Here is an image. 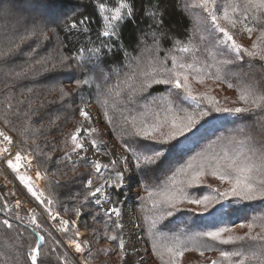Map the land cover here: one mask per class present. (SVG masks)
I'll return each mask as SVG.
<instances>
[{"label":"trees","instance_id":"obj_1","mask_svg":"<svg viewBox=\"0 0 264 264\" xmlns=\"http://www.w3.org/2000/svg\"><path fill=\"white\" fill-rule=\"evenodd\" d=\"M98 2L99 0L6 1L5 7L0 10V128L12 135L20 148L35 153L40 170L45 176L43 189L47 198L53 201L50 205L52 210L72 222L77 218L75 210L80 209L81 225L91 233V249L85 251L90 263L118 264V258L122 255L119 242L107 239L111 234L122 237L120 229L114 223L116 220L106 216L92 197L87 202L84 201V196L89 191L87 180H94L93 187L103 183V180L97 178L88 161L73 162L65 158L72 151L70 135L82 124L80 109L90 102L98 108L101 125L108 128L111 139L127 157V163L136 165L134 173L138 177V186H143V192L148 188L164 187L169 178L194 157L199 160L219 152L221 146L227 144L233 136L249 139L257 146L264 144V113L229 115L211 111L191 132L168 144L136 136L128 119L135 117L138 124L142 119L151 124L152 114L159 112L163 118L169 102L180 117L198 111L196 104L185 99L181 90L169 85L154 84L146 91H140L144 79L141 73L150 70V62L159 66L166 56L182 55L170 53L169 50L173 48L175 41L187 42L189 38L193 40L194 47L199 49L194 52L198 67L233 58L234 53L225 46L218 45L219 37L214 34L210 21L201 19L197 24L196 15L206 17V14L201 9L186 10L184 5L190 0H132L134 21L129 20L121 25L119 40L115 37L109 40L102 35L105 21L98 11ZM103 2L109 7L117 4V0ZM226 2L227 0H218L217 7L222 8ZM157 3L163 13L162 17L156 18L163 20L159 28L156 21L146 14V10L151 11ZM28 7L32 11H39L41 19L26 11ZM85 18L86 24L80 25L79 22ZM74 23L78 25L77 29L71 28ZM85 28L87 31L83 30ZM233 32L237 42L241 40L246 48H251L259 34L254 32L249 38L240 25ZM153 33L158 34V43H154ZM201 35L206 37L204 41L199 39ZM25 36L29 39L21 44L19 51L4 55ZM81 49H84L83 63L66 60L77 56ZM95 49L103 51L97 55ZM209 51L216 53V60L209 57ZM220 54L224 56L220 57ZM185 59L192 62L191 56ZM65 60L66 62H62ZM165 66L171 67L170 59L165 62ZM219 67L221 79L206 78L203 83L204 91L195 93L196 95L213 96L221 107H242L238 101L240 87L253 84L264 90V62L250 60L245 56L243 60L233 59V63ZM211 71L215 73L216 69L212 68ZM133 74L136 78L128 81L131 84L128 87L124 82ZM84 79L89 83L78 87L77 81ZM229 83L233 85L232 88L228 87ZM61 89L67 95H62ZM117 92L120 93L119 96L116 95ZM105 98L109 102L111 124L104 116L100 103ZM112 105H115L114 109ZM200 108L207 110V103L201 104ZM221 117L226 118L220 119ZM216 121L220 124H216ZM125 144L131 146L135 154L127 151ZM153 150H163L165 154L152 164L141 163L138 167L136 157L154 155ZM109 174V171L106 172L103 178L106 179ZM227 187V184L208 176L200 185L187 187L185 190L193 198H203L205 195L218 196L219 193L213 189L223 191ZM111 195L115 206H118L128 198V191L112 188ZM140 197L141 195L132 202V206L152 264H161L153 252L154 240L190 248L198 241L201 246L212 245L217 249L231 250L236 246L219 245L201 237L205 232L223 227L233 228L232 235H243L247 229L241 230L239 224L264 215V202L229 198L220 204H213L203 215L199 214L203 212L201 206L184 203L173 210L172 216L163 215L161 218L162 213L152 209L147 195ZM30 217L25 212L17 219L15 214L7 210L5 198L0 194V264H23L29 246L37 239L35 232L45 238L40 254L43 264H62L58 258L65 253L68 264H78L44 220L37 218L41 227L36 228L30 223ZM4 219L12 223L11 229L3 225ZM66 238H74L73 233ZM104 249L107 250L106 254L102 251ZM89 251L91 256L88 255ZM218 255V251H209L201 257L198 252L189 251L185 252L180 264H210V260L216 259Z\"/></svg>","mask_w":264,"mask_h":264},{"label":"snow or ice","instance_id":"obj_2","mask_svg":"<svg viewBox=\"0 0 264 264\" xmlns=\"http://www.w3.org/2000/svg\"><path fill=\"white\" fill-rule=\"evenodd\" d=\"M218 0H190L185 3V9H201L206 17H200L196 15V22L199 24L201 19L210 21L212 27L217 33L222 34V38L218 39V45L225 46L231 53H234L233 58L218 60L215 64H206L203 67H198L196 58L194 56L195 51H199L193 45V40L189 38L187 42L177 40L175 41L173 48L169 50L170 53H180L178 56L172 54L164 57L159 66H156L150 62V70L143 71L141 73L144 78L141 82L140 91H146L154 84L156 85H169L174 89L181 90L184 93V97L196 104L198 111L194 113H186L184 117H180L173 109L171 102H169L166 108V114L161 118L159 112L152 114L153 123L148 124L146 120L142 119L139 124L135 117L128 119V123L131 124L134 129V134L144 140H150L160 144H168L170 141L183 136L187 132H191L193 128L202 120L208 116L211 111L216 113H227L229 115L236 114H248L254 112L264 113V90L259 89L253 84H246L238 89V101L243 106L240 107H221L220 102L210 95H196L193 92V88L190 84V80H195L198 83L203 84L206 78H214L220 80L221 68L219 65H226L233 63L234 60H243L246 56L250 60H259L264 62V0H227L222 8L217 7ZM15 7V5H12ZM98 11L102 15L105 21L104 30L102 35L109 40L116 38L119 40V29L121 25L129 20L134 21V7L132 0H117L115 7H109L106 2L99 0ZM146 14L156 21V26L159 28L163 24L162 19H156L157 16L162 17L163 13L159 10V4L157 3L151 8V11L146 10ZM86 18L79 22L80 25H85ZM237 25L241 26V30L252 37L254 32H258L256 39L253 41L251 48H246L237 42L233 35V30ZM77 24H72V29H77ZM87 31V29H83ZM157 33H153L154 43H158ZM29 39L25 36L20 43L15 44L14 48H10L4 55H11L14 51H19L21 44ZM201 41H204L206 37L201 35L199 37ZM111 49L109 48V51ZM95 54L99 55L103 49H95ZM84 49H81L77 56L68 57L67 59L76 60L83 63L85 60ZM209 57L212 60H216V53L209 51ZM191 56L192 62H187L185 57ZM171 60V67H166L165 62ZM62 61V62H66ZM40 63V61H37ZM55 67V65H53ZM212 68L216 71L213 73ZM136 75L128 77L124 83L131 87L128 83L130 80H134ZM89 81L84 79L77 81V86L82 84H88ZM229 88H232L231 83L228 84ZM62 95H67L63 89L60 90ZM120 95L119 92L116 93ZM207 103V110L200 108V105ZM101 106L104 109V116L107 118L108 123H112V116L109 114V102L105 98L101 102ZM236 103V101H233ZM115 108V105H112ZM80 116L85 121H91V117L84 109H80ZM127 119V118H126ZM167 128V131L164 129ZM84 131L89 138L93 148L99 149V145L96 140L92 138L93 133L97 132L96 128H84L83 124L76 127L75 132L70 135V142L72 145V152H77L84 149L83 140L80 138L81 132ZM0 137L3 138L8 144L12 143L11 137L0 131ZM127 151H132L135 154V150L128 144L124 145ZM146 147V146H144ZM154 155L137 156V166L141 163L152 164L156 160L164 156L163 150H153ZM8 152V148L0 150V155ZM107 154V153H105ZM66 159H70V155H66ZM22 161H27V167H31V159L26 156H22L19 152L15 155L14 159H8V167L17 173V178L25 185L28 192L41 204L51 205L53 201L51 199H41L43 193H37L34 190V185L31 183L32 178L20 174L19 169L25 166ZM116 161H111V165L114 168ZM91 167L97 174V178L103 180L98 186L93 187L94 180H87L88 193L84 196V201L87 202L89 197L95 198V203H101V196L104 195L105 184L119 186L123 180V173L116 171L115 179L111 177L108 179L103 178V171L109 169L108 164H102L99 160L91 162ZM37 179L43 178L39 172L36 174ZM211 176L212 178L227 184L228 187L223 191L219 189H213L218 192V196L205 195L203 198H193L186 192L187 187L198 186L203 182L205 177ZM211 187V185H208ZM147 201L151 204L152 209L159 211L163 215L172 216L173 210L178 208V205L189 203L201 206L203 212L199 213L203 215L207 212L213 204H220L229 198H236L239 201H260L264 202V144L259 146L252 144L249 139H238L233 136L230 138L227 144L222 145L219 152L209 156H204L201 159L193 158L184 167L180 168L177 173L169 178V182L164 187L148 188ZM19 206V202H17ZM48 215L51 219L55 220L58 217V213L48 207ZM76 216L81 215L80 209L75 210ZM111 218L113 215L120 217L121 211L118 207H111L104 213ZM19 219V217H17ZM3 225L8 229L13 227L12 223L8 219L2 221ZM30 223L35 225L36 228H40L41 225L37 222L36 216L33 214L30 217ZM117 228L122 227L119 221H114ZM71 224V227H70ZM155 226V221H153ZM240 228H246L247 231L243 235H232L233 228L223 227L215 231H208L203 234L201 239L206 238L219 245H233L231 250H225L224 248L217 249L212 245H199L198 241L193 243V246H180L175 244H168L163 242H153V252L157 258L161 261V264H180L181 259L184 257L185 252L194 251L203 257L205 252L218 251L219 255L216 259H211L210 264H264V215L254 217L247 223L239 224ZM58 230L62 233L73 232L74 238H69L67 243L70 247L74 248V251L78 254H84L85 245L87 241L80 239V232L76 228L75 221H68L60 219L58 222ZM35 232V230H33ZM228 235H225V234ZM22 236L23 234L20 233ZM107 235V234H106ZM34 244L29 246L26 259L23 264H43L40 259L42 251V242L45 239L44 236L35 232ZM107 239L111 241H118V247L121 254L125 249V242L122 237L117 234H111L107 236ZM55 251V250H53ZM107 253V250H102ZM91 256V252L88 253ZM61 259L62 264H68L67 254H63ZM84 264H89L88 258L84 259Z\"/></svg>","mask_w":264,"mask_h":264},{"label":"rangeland","instance_id":"obj_3","mask_svg":"<svg viewBox=\"0 0 264 264\" xmlns=\"http://www.w3.org/2000/svg\"><path fill=\"white\" fill-rule=\"evenodd\" d=\"M6 1L7 0H0V10H2L5 7ZM26 11L35 14L34 15L35 18L41 19V15H40L41 13L39 11L37 10L32 11L31 7L26 8ZM213 32L216 36L222 38V34L217 33L214 28H213ZM234 33L235 32H233V35ZM238 43L243 45L241 43V40L240 41L238 40ZM222 56L224 55L220 54V57ZM190 83L193 88L194 94L195 93L200 94L201 93L200 91H204L203 84L198 83L195 80H190ZM83 108L90 115L91 121L90 122L85 121L82 117V124L84 125V128L97 129V132L93 133L92 138L96 140L97 144L100 147L99 149L93 148L91 143L89 142V138L86 136L85 132L82 131L80 134V138L83 140L84 149L79 150L78 153L71 151V153L69 154L70 160L73 162L88 161L89 163L99 160L102 164H108L109 169L103 171V175H105L106 172L108 171L110 172L108 176L106 175V179L111 177L114 180L116 171H120L123 173V180L120 182L119 186L105 184L104 195L101 196V203L96 204L94 202L95 198L92 197L93 202L98 207H100L102 211L105 213V211L115 206L111 195L112 188H116L120 190L126 189L128 191V198H126L118 206H115L118 207L121 211L120 217H116L115 215L112 216L116 221L118 220L119 223L122 225V227H120L119 229L121 231L122 238L125 242V249L123 254L118 258V264H152L151 255L148 253V249L144 247V239L140 234V227L136 219L137 216L132 206L133 205L132 202L135 199H137L139 195H141L140 198H143L145 195H147L146 192H143V186L140 187L138 186L140 184H137V182H139L138 177L136 176V173H134V167H136V165L133 164L134 165L133 166L127 163V157L123 153H121V151L117 148L114 141L111 139L108 128L101 125L99 119L100 112L98 108L91 102L88 105H85ZM226 117H221L220 119H225ZM215 123L218 124L219 122L216 121ZM113 160L117 162L114 168L111 165V161ZM42 175L45 179L43 173ZM190 208H194V207H190ZM15 217L17 218L18 216L15 215ZM77 220H79V217H77L74 221L76 222ZM81 229H82V239L84 241H87V244L90 246L88 249H91V244H90L91 233L83 226L81 227ZM72 233L73 232H71V234ZM63 240L68 241L67 238ZM107 247L110 250H113V247L111 245L107 244ZM90 262L91 260H89V264H92Z\"/></svg>","mask_w":264,"mask_h":264},{"label":"built area","instance_id":"obj_4","mask_svg":"<svg viewBox=\"0 0 264 264\" xmlns=\"http://www.w3.org/2000/svg\"><path fill=\"white\" fill-rule=\"evenodd\" d=\"M0 131L4 132L6 135L11 137L12 143L8 144L0 137V150L4 148H8V152L3 153L0 155V194L5 198L6 201V208L9 212L15 214L19 218L23 216L25 212L31 215H35L36 218L42 219L45 221L49 229L53 231L54 234L62 241L66 248L71 252L73 258L77 261L78 264H83L84 259L86 258L85 252L84 254H78L74 251L73 247H70L67 243L66 237L72 232L62 233L58 230V222L60 219L67 220L65 217L61 216L57 211H53L58 213L57 219L53 220L49 217L47 208L51 206L47 204H41L39 201L35 199L28 192L27 188L21 181L17 178V173L14 172L11 168L8 167L7 160L14 159L15 155L19 152L22 156L29 157L31 159V167H27V161H22L25 166H22L19 169L20 174H25L32 178L31 183L34 185V190L37 193H43V197L41 199H48L45 191L43 189L45 179L42 175V172L39 168V163L35 153L31 150H24L20 148L17 140L10 134L6 133L3 129L0 128ZM37 172L41 174L43 178L37 179ZM17 202H19V206H17ZM52 209V208H51ZM76 228H78L80 232V239H82V225L79 220L75 222ZM71 227V224H70ZM74 235V234H73ZM90 246L86 244L85 251L88 250Z\"/></svg>","mask_w":264,"mask_h":264}]
</instances>
